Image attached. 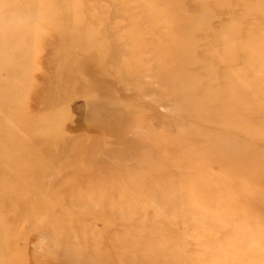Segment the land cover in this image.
I'll use <instances>...</instances> for the list:
<instances>
[{
	"label": "rangeland",
	"instance_id": "obj_1",
	"mask_svg": "<svg viewBox=\"0 0 264 264\" xmlns=\"http://www.w3.org/2000/svg\"><path fill=\"white\" fill-rule=\"evenodd\" d=\"M0 264H264V0H0Z\"/></svg>",
	"mask_w": 264,
	"mask_h": 264
}]
</instances>
